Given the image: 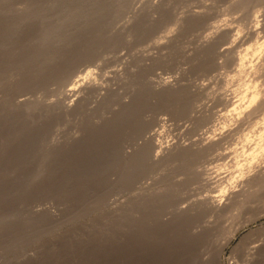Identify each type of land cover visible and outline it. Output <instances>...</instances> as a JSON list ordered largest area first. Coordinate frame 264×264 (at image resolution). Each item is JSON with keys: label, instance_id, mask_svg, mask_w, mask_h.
Masks as SVG:
<instances>
[{"label": "bare ground", "instance_id": "obj_1", "mask_svg": "<svg viewBox=\"0 0 264 264\" xmlns=\"http://www.w3.org/2000/svg\"><path fill=\"white\" fill-rule=\"evenodd\" d=\"M122 4L76 42L59 23L60 40L44 28L21 45L26 15L0 0V136L34 150L30 177L0 195L7 264H143L152 234V264H222L264 215V0H132L124 18ZM28 67L36 79L23 82ZM45 78L50 96L33 97ZM167 113L189 125L167 127ZM249 231L230 264H264V222Z\"/></svg>", "mask_w": 264, "mask_h": 264}, {"label": "rangeland", "instance_id": "obj_2", "mask_svg": "<svg viewBox=\"0 0 264 264\" xmlns=\"http://www.w3.org/2000/svg\"><path fill=\"white\" fill-rule=\"evenodd\" d=\"M27 1H29V2H27ZM91 1L92 0H87V2H86L87 4L85 3V6L87 5L86 7H89V9L84 6V8L86 10L82 11L85 14H87V16H90V19H91L90 24H88L91 27L89 29H87V28L85 29L87 32H92L96 28V24L98 22H96L94 20V18H97V16H98L97 14L101 13L100 11H101L102 8H105L104 10L111 8L112 9L111 12H114L115 8L117 7V4H119V3L122 4L124 2V4H122L124 8H121V10H120V12H123V13H121L122 16H123L121 18H124L125 14H126V17H127V14L130 15V13H129L130 10L129 9H131L132 6H133L132 5V0H120V1L115 0L116 1L115 3L112 0H110V3H108V0H107V5L109 4L108 8L106 7V4H105L106 1L105 0H103L105 7L104 6L103 7L100 6V4L98 5L97 4L98 0H95V1L93 0L92 2ZM103 1L101 0L102 3H103ZM81 2H82L81 0H3V7H4V5L7 6L6 8L9 7L10 9L13 7L14 10L19 12L18 13L19 15H22L24 17L26 15V17L29 19L28 20L25 17L24 23H21L23 29L21 31H19V33H18V35H16V37L15 36L13 37V38H15V41L17 43L21 44V45H24L25 42L33 41L36 37L33 38L32 35H35V33H42L44 28H45V30L48 29L50 31H53V32L57 33L56 34L57 36L55 35L54 38H58L59 37V40H60L61 27L59 25H61L63 28H67V25H69L68 28H71V29L68 31V34L71 35V40L76 42V40H78V37L83 38V37H85L87 35V34H85L86 31L83 32L85 36L84 35L82 36V34H78V32H79L78 27L80 25H82V23H84L83 21H81L82 19L79 17L80 14H81L80 13V8H79V6L81 5ZM93 2H94V4H93ZM117 2H119V3H117ZM102 3H101V5H103ZM28 4H29V6L32 5L31 6L32 8L29 7ZM24 5H27V6L25 7ZM91 5H94L95 7L91 6ZM96 5H98V6H96ZM122 5H120V6H122ZM71 6H72V8L74 6V9H71ZM19 7L21 9H19ZM27 7L29 8V11H28ZM24 9L26 10V12H25ZM77 9H78L79 12H77ZM92 9H93V11L95 9L96 10L94 12H92L91 11ZM63 10H65V12ZM66 11H68V14L66 13ZM63 12H64V14H62ZM111 12H103L102 16L103 17L104 16L108 17V16H110ZM69 13H71V14H69ZM77 14H79V15H77ZM66 15H67V17H66L67 21L65 20V16ZM68 15H69V19H68ZM71 15H74L75 17L74 16L72 17ZM94 15H96V16H94ZM76 16H77V18H76ZM70 17H72V18H70ZM75 18L78 19V20L80 19V20L77 21V20H75ZM113 20L114 19L111 20V23H108L110 21L106 20L105 24H109V25L110 24H115L117 22V20L116 21H113ZM64 21H66V22H64ZM64 25H65V27H64ZM23 32H25V33H23ZM25 35H26V37L23 38L22 36H25ZM78 35H80V36H78ZM21 37L23 39H21ZM25 38L27 39V41H26ZM37 38L41 39L40 35H38ZM37 38H36V40H38ZM59 50H60V48L55 50L57 54H58ZM1 51L2 52H9L5 48H1ZM22 51L23 50L19 49V51H18L19 53L18 52L17 53H12L14 55V58H16V57L19 58V59H17V58L15 59V61L18 62V63L21 60L25 59V55H24V53ZM15 54L17 56H15ZM37 58H38V63H36V64H38V65L42 64V66H45V67L50 65V62L47 63V64H46V61L42 62V59H41L42 55H40V57L37 56ZM55 60H57V59H55ZM57 62L58 61H56V63ZM30 69L31 68L28 69L29 71H25L23 74L20 75V80L21 81L28 82V81H30V80H32L34 78L36 79V77L33 75L32 71H30ZM171 72H172V70H171ZM46 73H47V70H46ZM18 77L19 76L15 75L14 73H10V75L6 76V78H4V80H6L8 83L12 84L13 82L16 81V79ZM38 78H40V77H38ZM29 91H30L29 89H26V92H27L28 95H29ZM50 91H51V81H50V79H46L45 78V80L42 82V84H40L39 86L34 88L32 92H33V97H37V96L41 97L43 94H46L48 96L50 94ZM164 117L166 118V120L168 119V121H166V123L169 125L167 127H170V128L171 127L174 128L176 125L177 126L178 125L179 126H183V127L187 126L186 124L189 125V120L187 118H185L183 115H179L177 113H175L173 115H171L170 113L169 114L167 113V114L164 115ZM169 129L167 131H165L166 133L165 132L163 133L164 137L163 136H162L163 138L161 137L162 138L161 140H162L163 143L164 142H168V141L170 142V140L172 141L176 137V136L175 137L173 136L174 135V133H173L174 131L169 130ZM1 134L2 135L0 136V195H4V194H8L9 191H12V189L20 187V183L16 182V180L18 178H21L23 180L24 177H28L29 178L31 173H33L32 172L33 169L22 168V164H23V158H33L34 150L32 149V146L30 145L29 141H28V143H24V141H22L21 145H20V141H18L15 145H13V148L5 147V145L7 143L11 142V141L6 140L3 137L5 135L4 131H2ZM175 135H176V133H175ZM182 135L183 136L185 135V138L188 137L187 134H181V135H179V136H181V138L179 136L178 137L180 139H182V138L185 139ZM1 139H2V141H1ZM12 141H14V140H12ZM4 142H5V144H4ZM6 150H7V153L5 154ZM10 165L11 166L12 165L16 166V170L14 172H12L10 170ZM152 170L153 169H151V170H149V171H147L145 173V175H144V177L142 179L143 181H150L151 178L154 177L153 174L155 173V170H153V171ZM170 173H172V171ZM13 177H16L17 179H15V181H14ZM169 182H170L169 178H167V181L165 183L169 184ZM168 190L171 191L170 188ZM164 208H165V210H167L168 209V205L166 204ZM161 210H163V209H161ZM263 222H264V215L259 217V218H257L255 221H252L251 224H249L250 222L247 223V224H249V226L246 224L243 228H241L236 233L235 237L232 239V241L230 242L229 246L225 248L224 253H222V255H221L222 264H230V261L232 259L233 254L237 253L240 250L241 246L243 245L244 241L246 240L247 236H245V235H248V233L250 232L249 230L251 228L252 229L257 228ZM150 238H152L154 243L149 245L147 247L146 251L144 252L146 257H147V259H145L143 261V264H152V263H154L155 262L154 259H155L156 255L161 251V248L158 245V238L155 237V235L153 236V234H152V236ZM237 243H239V244L236 245ZM232 247H233V249H232ZM8 261H9V257L6 256V253L0 254V264H7Z\"/></svg>", "mask_w": 264, "mask_h": 264}, {"label": "clouds", "instance_id": "obj_3", "mask_svg": "<svg viewBox=\"0 0 264 264\" xmlns=\"http://www.w3.org/2000/svg\"><path fill=\"white\" fill-rule=\"evenodd\" d=\"M228 19H229V17H227V16L222 17L219 21L214 23V29L221 27V26H224V24L228 21ZM210 35H212V32L206 33V36H210ZM239 35H240V28L237 27L236 36H239ZM233 39H235V37H233ZM260 46L264 47V43H261ZM253 99H255V97H253Z\"/></svg>", "mask_w": 264, "mask_h": 264}]
</instances>
